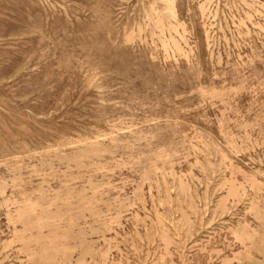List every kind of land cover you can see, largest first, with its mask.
Returning a JSON list of instances; mask_svg holds the SVG:
<instances>
[{
	"label": "rangeland",
	"instance_id": "obj_1",
	"mask_svg": "<svg viewBox=\"0 0 264 264\" xmlns=\"http://www.w3.org/2000/svg\"><path fill=\"white\" fill-rule=\"evenodd\" d=\"M0 264H264V0H0Z\"/></svg>",
	"mask_w": 264,
	"mask_h": 264
}]
</instances>
